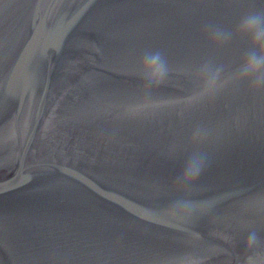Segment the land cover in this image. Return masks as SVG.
<instances>
[{"label": "water", "instance_id": "1", "mask_svg": "<svg viewBox=\"0 0 264 264\" xmlns=\"http://www.w3.org/2000/svg\"><path fill=\"white\" fill-rule=\"evenodd\" d=\"M264 0H0V264H243L264 237V88L221 44ZM146 50L172 68L138 114ZM221 68L201 94L202 65ZM198 134L197 141H193ZM200 177L178 183L193 151Z\"/></svg>", "mask_w": 264, "mask_h": 264}, {"label": "clouds", "instance_id": "2", "mask_svg": "<svg viewBox=\"0 0 264 264\" xmlns=\"http://www.w3.org/2000/svg\"><path fill=\"white\" fill-rule=\"evenodd\" d=\"M233 35L240 37L247 43L239 65L234 71L238 80L247 81L254 89L264 88V8H250L244 11L237 20L234 28L225 31L214 25H207L205 37L211 44L227 42ZM222 69L211 64H205L198 69L201 94L212 92L220 81ZM172 74V68L159 51L146 50L139 57L133 75L143 83L144 99L134 106L133 114H138L149 106H159L162 103H178L177 100L153 101V92L167 84ZM198 134H194L193 141H197ZM205 166V157L199 151H193L184 164L183 171L178 177V183L189 186L202 174ZM246 254L243 264H264V237L255 231L249 232L244 240ZM186 256L175 257L172 264H182Z\"/></svg>", "mask_w": 264, "mask_h": 264}]
</instances>
